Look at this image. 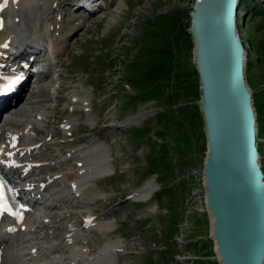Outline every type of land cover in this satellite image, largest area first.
<instances>
[{
    "label": "rangeland",
    "instance_id": "rangeland-1",
    "mask_svg": "<svg viewBox=\"0 0 264 264\" xmlns=\"http://www.w3.org/2000/svg\"><path fill=\"white\" fill-rule=\"evenodd\" d=\"M43 1L48 9L53 0ZM56 1L65 30L78 22L85 27L59 56L49 54L52 84L39 94L48 108L46 124L55 131L49 152L67 174L66 188L75 180L67 151L93 137L109 152L112 172L91 184L96 198L74 209L75 221L93 214L110 222L106 238L123 248L112 264H215L200 183L205 142L195 109L197 79L185 33L192 0H105L91 14L76 12L75 0ZM253 1L240 9L239 29L243 25L240 34L249 49L246 69L264 175V0ZM40 64L36 58L28 72ZM85 95L96 119L92 125L78 104L69 103L71 96ZM65 121L75 122L69 134L61 129ZM147 183L154 188L150 197L134 201L132 195ZM106 238L91 231L89 250Z\"/></svg>",
    "mask_w": 264,
    "mask_h": 264
},
{
    "label": "bare ground",
    "instance_id": "bare-ground-1",
    "mask_svg": "<svg viewBox=\"0 0 264 264\" xmlns=\"http://www.w3.org/2000/svg\"><path fill=\"white\" fill-rule=\"evenodd\" d=\"M104 1L76 0L74 5L76 12L91 14L103 7ZM59 3L53 0L51 10L50 5L45 9L43 0H0V10H5L0 11V54L19 52L14 66L32 63L36 58L44 63L30 92L20 89L0 102V107L8 106L0 115V160L12 173L19 195L26 194L17 220L0 227V264H112L116 254L123 252L122 244L106 238L110 222H102L93 214L82 216L81 223L75 221L79 213L74 209L79 205L86 208L96 198L91 184L112 173L109 152L103 143L99 145L93 137L85 146L67 151L66 163H73L75 176L67 188L63 184L67 174L62 173L61 165L49 152L55 131L46 124L48 108L42 106L39 95L42 90L50 91L52 84L47 54L59 56L71 46V36L85 27L78 22L65 30L56 11ZM5 69L0 65V73ZM69 99L70 106L78 104L84 110L88 124H95L86 95ZM30 110L36 113L27 120ZM74 123L65 121L61 129L70 133ZM98 149L102 152L95 154ZM56 152L60 154L59 150ZM153 190L152 183H147L132 199L144 201ZM91 231H98L107 239L92 251L86 242Z\"/></svg>",
    "mask_w": 264,
    "mask_h": 264
},
{
    "label": "water",
    "instance_id": "water-1",
    "mask_svg": "<svg viewBox=\"0 0 264 264\" xmlns=\"http://www.w3.org/2000/svg\"><path fill=\"white\" fill-rule=\"evenodd\" d=\"M241 1L192 0L185 30L198 82L205 142L200 183L216 264H264V177L245 75L249 49L237 29Z\"/></svg>",
    "mask_w": 264,
    "mask_h": 264
},
{
    "label": "trees",
    "instance_id": "trees-1",
    "mask_svg": "<svg viewBox=\"0 0 264 264\" xmlns=\"http://www.w3.org/2000/svg\"><path fill=\"white\" fill-rule=\"evenodd\" d=\"M253 3H254L253 0H242L240 5H239L238 12L241 9V7L242 8H246V9L251 8L253 6ZM238 21H239V17H238ZM188 37H189V35H188ZM189 40H190V37H189ZM190 44H191V41H190ZM191 49H192V44H191ZM247 64H248V66L250 65L248 58H247ZM160 65L162 66V69L164 68V71L161 73L162 75H164L167 72V70L165 71V68L168 66V60L166 59V60L161 61ZM190 65H191V63H190ZM191 67H192V65H191ZM193 71L195 72L194 68H193ZM147 73L149 74L150 72L148 71ZM194 74L196 75V72ZM161 76L156 77V80L154 81V83L158 82V78H160ZM246 76H247V69H246ZM196 79H197V76H196ZM247 81H248V77H247ZM197 90H198V82H197ZM197 97H198V93H197ZM195 109H196V111L198 113V116L200 118V115H199V112H198V109H197L196 105H195ZM200 122H201V118H200ZM201 132H202V123H201ZM202 135H203V133H202ZM262 171H263V166H262ZM208 242H210V241H208ZM211 251H212V244H211ZM214 262H215V260H214ZM215 264H216V262H215Z\"/></svg>",
    "mask_w": 264,
    "mask_h": 264
}]
</instances>
